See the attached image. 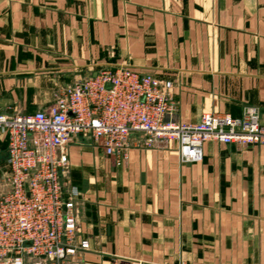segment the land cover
Segmentation results:
<instances>
[{
	"label": "crops",
	"instance_id": "crops-1",
	"mask_svg": "<svg viewBox=\"0 0 264 264\" xmlns=\"http://www.w3.org/2000/svg\"><path fill=\"white\" fill-rule=\"evenodd\" d=\"M121 64L173 81L167 120L254 106L264 123V0H0V113L44 109ZM78 142L64 182L89 248L72 264H264V144L207 141L201 161L182 162L175 142L145 148L134 134L117 162ZM6 147L0 131V192Z\"/></svg>",
	"mask_w": 264,
	"mask_h": 264
},
{
	"label": "built area",
	"instance_id": "built-area-1",
	"mask_svg": "<svg viewBox=\"0 0 264 264\" xmlns=\"http://www.w3.org/2000/svg\"><path fill=\"white\" fill-rule=\"evenodd\" d=\"M173 86L172 80L129 64L108 65L58 90L44 109L0 113V131L7 135L0 264H72L71 256L89 248L87 240L76 241L79 191L64 182L67 148L79 137L90 138L117 162L127 157L134 134L145 148L175 142L182 162L201 161L207 141L238 147L264 144V123L254 106L239 117L204 112L194 123L167 120L176 109ZM112 264H123V259Z\"/></svg>",
	"mask_w": 264,
	"mask_h": 264
},
{
	"label": "rangeland",
	"instance_id": "rangeland-1",
	"mask_svg": "<svg viewBox=\"0 0 264 264\" xmlns=\"http://www.w3.org/2000/svg\"><path fill=\"white\" fill-rule=\"evenodd\" d=\"M76 141H79L78 143H80V144L83 143V144H85L87 146H94L93 142L90 139H88V138L81 139V137H79Z\"/></svg>",
	"mask_w": 264,
	"mask_h": 264
}]
</instances>
